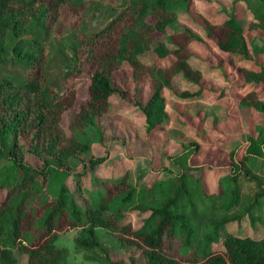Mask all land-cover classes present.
<instances>
[{"label":"trees","instance_id":"trees-1","mask_svg":"<svg viewBox=\"0 0 264 264\" xmlns=\"http://www.w3.org/2000/svg\"><path fill=\"white\" fill-rule=\"evenodd\" d=\"M66 1L0 0V62L9 34L15 38L14 55L31 67L20 82L0 81V159L9 160L0 166L4 192L0 200V264L17 263L14 249L26 255V264H72L67 248L54 242L58 231L69 228L78 229L73 243L83 250L99 248V229L114 232L123 242L140 248L138 257L129 254L127 260L111 259L102 250V264H264V235L228 233L221 248H209L217 231L230 222L246 216L249 223L264 226V123L254 125L241 150L227 152L228 170L220 174L211 192L205 178L211 167L190 163L199 148L196 141L167 153L169 165L140 173L139 186L129 181L128 168L100 180L90 176L85 183L91 169L104 162L108 153L105 149L103 154H92L90 143L112 139L99 122L109 112L108 97L116 94L123 99L127 94L114 79L122 63L131 68L135 93L141 75L150 81L146 99L133 100L142 113L144 131L150 134L167 123L162 89L175 74L196 87L177 95L196 98L201 94L202 73L190 64L191 54L185 48L189 41L201 38L184 27L171 32L166 40H155L154 33L165 32L176 11L168 0H126L104 27L78 38L70 74H80L84 64L94 67L88 73L87 98L71 112L66 134L59 120L73 105L75 85L70 80L62 92L48 85L42 70L44 58L23 50L27 40L23 35L38 23L53 21ZM242 1L252 15L249 27L264 30V0ZM204 34L213 39L219 52L229 55V62L236 55L250 58L257 52L248 45L232 11L219 23L205 21ZM147 49L157 56L171 54L173 61L165 67L144 64L138 55ZM237 69L242 77L238 88L250 87L239 97V105L264 117V100L257 91L264 88V66L239 65ZM20 135L39 159L38 166L24 160ZM193 172L199 173L194 176ZM130 211L138 216L135 226L127 219Z\"/></svg>","mask_w":264,"mask_h":264},{"label":"rangeland","instance_id":"rangeland-1","mask_svg":"<svg viewBox=\"0 0 264 264\" xmlns=\"http://www.w3.org/2000/svg\"><path fill=\"white\" fill-rule=\"evenodd\" d=\"M125 1L68 0L53 21L38 23L31 33L23 35L27 38L23 43V50H31L32 54L44 58L42 70L48 85L59 92L63 91L70 80L75 85L76 96L73 105L66 109L59 120L66 134H68L67 124L71 112L77 110L87 98L88 73L94 67L92 64H84L80 74H70L74 66L73 50L78 47V38L90 35L104 27L123 9ZM235 2L234 0H168L169 6L176 11V18L167 24L165 32H155L154 39L166 40L171 32L184 27L200 36L201 40L190 42L189 48L193 54L204 51L203 55L206 54L208 58H211V60L205 58L200 61L192 58L194 63L202 68L205 76L202 81L209 88L196 98L180 97L177 92L184 89L191 91L196 87L182 81L180 74L175 75L176 77L169 82L171 86L165 87L171 91L165 95L167 123L154 130L153 134H146L142 113L133 104L135 98L140 99V94L135 93L134 82L129 74V65L124 61L121 69L116 71L114 79L119 87L127 90V94L123 99L116 94H111L109 112L99 118L104 134L112 136V139L104 140L101 144L96 141L90 143L89 151L92 154H103L105 149L108 153L104 162L91 169V175L89 172V176L85 179L86 184L89 183L87 179L90 176L100 180L105 176L118 175L128 168L129 181L139 186L140 173L158 170L161 166L169 165L165 157L167 153L177 152L187 142L196 141L199 143V148L190 159V163L205 164V169L211 167L205 175L206 185L210 190L208 192L216 186L220 174L228 170L227 152L233 148L241 150L245 136L252 133L254 125L264 123L261 113L250 107H242L238 103L241 94L250 87L238 88L242 83V77L235 63L228 61L227 53L216 51L214 41L205 39L207 38L204 34L205 21H218L223 14L227 15L229 11L234 12L231 6ZM230 3L232 5L229 9ZM239 4L241 9L236 12L237 19L242 25L248 45L255 46V52H257L252 53L250 58L236 55V61L252 68L264 66V30L249 27L251 16L246 13L244 3ZM213 13L217 14L212 15ZM148 19L153 20L152 17ZM14 43L15 38L8 34L5 38V57L0 62V81L10 78L12 82H20L31 70V67L27 66L19 55L15 56L12 52L11 47ZM152 58L150 55L146 59ZM155 58L159 57L155 55ZM162 60L155 59V61ZM212 66L216 67L211 69ZM257 91L264 100V88L258 87ZM144 100L140 99L141 102ZM18 141L23 145L24 160L38 166L39 159L28 150L26 137L20 135ZM6 143L8 145L11 143V137L6 139ZM8 162V158H1L0 166ZM198 173L193 172V175L197 176ZM149 175L154 174L152 172ZM205 178L203 175L201 181L204 182ZM3 194V190L0 189V200ZM127 219L134 226L139 220L134 211L129 212ZM77 232V228L58 231L54 239L55 244L67 248V259L72 264H102L104 262L102 250H106L111 259L127 260L129 254L135 257L140 255V248L134 243L123 242L118 234L103 229L98 231L99 248L91 251L77 248L73 243ZM228 233L239 236H261L264 235V226L258 222L249 223L246 216L238 222H230L225 228L217 231L216 239L210 243L209 248H221L222 240ZM13 252L17 258L16 264H26L24 253L16 249Z\"/></svg>","mask_w":264,"mask_h":264},{"label":"crops","instance_id":"crops-1","mask_svg":"<svg viewBox=\"0 0 264 264\" xmlns=\"http://www.w3.org/2000/svg\"><path fill=\"white\" fill-rule=\"evenodd\" d=\"M239 1V2H238ZM241 2H243L242 0H237L236 2H235V4H233V6H231L232 4L230 3V5L228 6L229 7V9H230V6L232 7V8H234V14H235V16H236V18H238V16L236 15V12H238L239 11V9H241L240 7V4L239 3H241ZM200 3V2H199ZM244 3V2H243ZM237 5V6H236ZM244 7H245V3H244ZM225 8H226V6H225ZM246 8V7H245ZM246 13H248L250 16H251V19H252V15H251V13L247 10V8H246ZM230 12V11H229ZM214 14H217V13H213L212 15H214ZM226 17V14H223V16H222V18L220 19V20H218V21H212V23H219V22H221L224 18ZM252 21V20H251ZM250 21V22H251ZM205 39H211L212 41H213V39L212 38H205ZM192 41H194V40H191V41H189L186 45H185V48L187 49V51L191 54V57L189 58V62H190V64H192L193 66H196V67H198L199 69H200V71H201V73H202V76H201V83H202V85H203V90H202V92L204 91V90H208V85L207 84H204V82L202 81L204 78L203 77H205L204 75H203V71H202V68L198 65V64H196V63H194V61H193V57L194 58H197V59H199V61L200 60H203V59H205V58H208V55H206V54H204L203 55V52L204 51H201L200 52V54H193V52L190 50V48H189V44H190V42H192ZM210 41V40H209ZM193 44V43H192ZM213 44H214V42H213ZM215 45V44H214ZM216 47V46H215ZM216 51L217 52H219L218 51V49L216 48ZM152 56L153 58L152 59H150V60H148V59H146L148 56ZM155 53H153V52H151V50L150 49H147V50H145V51H143V52H141L139 55H138V58H139V60L142 62V63H144V64H154V65H156V66H159V67H165V66H167V65H169L172 61H173V56L171 55V54H167V55H164V56H158L159 58H155ZM217 55V54H216ZM219 56V55H218ZM155 59H163L162 61H155ZM208 59H210L211 60V58H208ZM233 62L235 63V65H236V67L238 68V66L239 65H243V66H246L247 67V65H244V64H240V63H238L237 61H236V58H235V56L233 57ZM229 64V63H228ZM233 64V63H232ZM121 66H123V63H122V65ZM231 66V65H230ZM214 67H216V66H212L211 67V69H213ZM129 71H130V76H131V68H130V66H129ZM175 75H177V74H175ZM173 76L172 78H171V80L174 78V77H176V76ZM180 77H182L181 75H180ZM132 78V77H131ZM182 81H184L185 83L186 82H188V81H186L183 77H182ZM190 83V82H189ZM136 85L138 86V93L140 94V99L141 100H144V99H146V97L148 96V93H149V90H150V81H149V79H148V77L146 76V75H141L140 77H139V79L137 80V82H136ZM193 85V84H192ZM171 86V84L169 85V87ZM195 86V85H194ZM168 87V88H169ZM168 88H163L162 89V95H163V97H164V101H165V109H166V107H167V100H166V93L167 92H171V91H169V89ZM193 90H195V88L193 89ZM201 92V93H202ZM109 97H110V95H109ZM109 97H108V100H109ZM139 99V100H140ZM163 132V131H162ZM153 134V133H152ZM143 137V136H142Z\"/></svg>","mask_w":264,"mask_h":264}]
</instances>
